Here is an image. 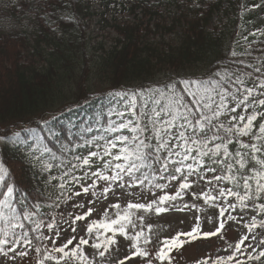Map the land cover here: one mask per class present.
Wrapping results in <instances>:
<instances>
[{"label":"snow or ice","instance_id":"obj_1","mask_svg":"<svg viewBox=\"0 0 264 264\" xmlns=\"http://www.w3.org/2000/svg\"><path fill=\"white\" fill-rule=\"evenodd\" d=\"M249 35L258 37L264 32L257 30ZM243 39L247 42L248 38ZM245 54L251 56L250 52ZM236 56L232 51L229 64L218 62L216 70L202 77L171 78L156 85L90 95L66 105L59 115H41L26 127L16 125L19 131L7 129L0 134V151L9 148L19 152L31 167L48 175L45 184L49 180L59 181L53 187H58L60 195L55 199L49 196L52 208L58 209L71 199L65 195L72 191L70 186L80 188L72 193L74 196L91 195L89 205L103 204L110 195L115 197L117 191L126 193L137 186L141 196L145 191L162 193L146 203L129 201L123 207L118 201L110 204L102 218L87 223L85 235L77 239L73 225L92 216L94 209L88 207L69 225L74 235L57 245V240L62 239V229L56 216L49 212L41 215L44 205L38 197H32L35 202L29 203L6 162L0 161V187L5 189L0 192V253L13 252L14 256L25 257L28 255L25 249H32L43 253L37 264H93L84 246H90L103 257L117 245V237H123L131 241L129 247L133 249L125 260L150 257L146 245L151 243V237L145 234L144 216L137 212L147 214L154 210L159 215L169 210L201 211L198 204L177 202L183 200L185 190H190L193 183L206 177L211 187L192 192L193 197L197 200L202 197L204 205L219 208L220 217L227 212L228 221H237V216L231 213L238 207L241 211L251 208L257 214L250 222L245 221L244 227L248 233L264 228V219H257L264 214V202H260L264 200V57L247 65L251 70H245L233 67L244 63L232 60ZM77 112L84 115L83 120ZM64 116L67 118L61 121ZM58 122L65 127H57ZM21 132L33 135L25 137ZM53 142L60 143L61 149L54 151L50 146ZM54 168L60 172L58 177L51 175ZM174 184L178 185L174 193L166 191ZM73 207L85 205L81 202ZM25 221L30 223L26 225ZM136 221L140 222L139 230ZM224 227L222 220L215 231H202L197 216L190 231L177 232L160 241L155 259L159 264H172L174 250L216 236ZM147 228L151 232L152 225ZM44 229L49 235H45ZM248 240L247 234L242 235L235 246L228 245L231 254L217 255L214 259L205 257L196 264L264 261L261 247L264 238L256 246L246 244ZM251 240L255 241L256 236ZM147 264H152V259Z\"/></svg>","mask_w":264,"mask_h":264},{"label":"trees","instance_id":"obj_2","mask_svg":"<svg viewBox=\"0 0 264 264\" xmlns=\"http://www.w3.org/2000/svg\"><path fill=\"white\" fill-rule=\"evenodd\" d=\"M225 1L176 2L172 5L175 8L169 7L172 24L166 26L161 24L163 20L157 6L148 3H133L128 8L124 0H36V11L29 18L33 23L30 30L0 24V134L7 129L19 131L16 125L26 127L29 122L38 121L41 115H59L66 105L90 95L156 85L171 78L202 77L210 70H216L218 62L229 64L232 51L237 53L232 60L244 62L233 67L251 70L247 65L264 57V43L259 42L264 41V35H249L251 32L247 29L254 23L255 16L240 12L245 0H229L226 6ZM257 2L264 4V0ZM113 6L132 13L140 9L143 16L135 13V19L131 21L117 17L111 20L107 16ZM222 10L226 21L219 26L214 14ZM96 11L100 16L99 25L118 34L110 45L103 42L90 45L84 20ZM148 14L150 18L145 20ZM156 17L158 20L152 28L150 21ZM256 25L264 28V22ZM179 26L181 28L176 30ZM158 30L173 34L168 40L162 35L152 39L150 35L154 36ZM240 32L248 39L245 45L238 47L236 42ZM249 44L252 46L248 47ZM98 82H105L108 89H97ZM88 111L93 109L88 108ZM77 114L84 119L82 113ZM66 118L60 117V120ZM57 127L65 126L58 122ZM21 135L27 137L33 133L21 132ZM64 135H67L66 131ZM73 138L67 136V139ZM50 146L54 151L61 149L60 143L53 142ZM0 161L6 162L28 202L34 203L32 197H38L44 205L40 209L41 215L49 212L58 220L61 216L59 208H52L51 204L52 199L60 195L58 187H53L59 181L49 180L45 184L48 175L31 167L12 149L3 148ZM51 175L58 177L60 172L54 168ZM70 187L72 191L75 189V186ZM3 191L5 189L0 187V192ZM257 219H264V214ZM257 264H264V261Z\"/></svg>","mask_w":264,"mask_h":264},{"label":"rangeland","instance_id":"obj_3","mask_svg":"<svg viewBox=\"0 0 264 264\" xmlns=\"http://www.w3.org/2000/svg\"><path fill=\"white\" fill-rule=\"evenodd\" d=\"M127 3L128 8H130L133 3L143 2L145 4L148 3V5H156L158 13H160L161 24L170 26L172 24V19L169 17L170 13L172 15V12L169 11V7L172 6L176 2H183L185 0H124ZM257 0H245L243 3L240 12H244L247 15H254V23L249 26L247 30H249L251 33L256 32L257 30H260V32H264V28L262 26L256 25V23L264 22V4L256 3ZM14 3V4H13ZM229 3V0H226L224 2V5L226 6ZM13 4V7H12ZM255 5H260L259 7H255ZM12 7V8H11ZM37 8V2L36 0H0V24L6 25V27L9 28H15L19 30H30L32 27V22L29 21V18L35 13ZM172 8H175L172 6ZM98 11L94 12L93 15L87 16L84 20L85 25L87 26L88 30V39L90 41V45L94 46L97 45L98 42H103L106 45H110L113 42L114 37L118 36V34L105 27L106 29H103L99 25L100 16L97 14ZM135 13L139 14L140 17L142 14V11L140 9H137L136 12L132 13L131 11H124L122 10V7L113 6L110 10V13H108V18L113 20V17L117 18H126L128 20H134L135 19ZM14 17H13V16ZM216 24H219V26H222L223 23L226 21V17L224 15V11H220L219 13L214 14ZM150 15L144 17L145 20L149 19ZM156 20L158 18L152 19L150 21V26L154 28V24L156 23ZM103 26V25H102ZM181 27H177L176 30H179ZM166 30H158V33L152 36V39H156L160 37L161 35L168 38L173 33H165ZM243 33H239V38L236 42V45L242 46L246 44V41L243 39ZM22 54H25L24 52ZM102 86V87H101ZM102 90H107L108 85L104 83L98 82V88ZM210 175V174H209ZM193 179V178H190ZM208 177H206L204 180H200L198 183H193V186L190 190H185V195L183 197L182 201H178L177 203L183 204V203H195L202 207L201 211H197L196 209L191 210H184V211H178V210H169L168 212L161 213L157 215L154 210L145 214L143 212H137V215H143L144 221H143V227L145 230V234L149 235L151 237V243L146 245L147 250L150 252V257L140 258V257H132L130 260H125L126 256L131 255V249L129 247L131 241H126L123 237H117V245H114L108 252L105 253L103 257H100L98 255V252L96 250H93L90 248V246H84L85 252L89 254L90 259L93 261V264H120L121 260H124V264H147L148 259H152V264H159V261L155 259V253L158 251L160 247V241L163 238H170L174 236L177 232H187L190 231L193 225L196 223V217H200V224L202 227V231H215L216 227L219 226V223L223 220L225 221V227L222 229L221 233L217 234L213 237L208 238H201L198 240H195L191 243H186L181 249L174 250L172 252L173 261L172 264H196L198 260H201L205 257H211L214 259L217 255L221 256H227L231 254L232 249L228 248V245L235 246L236 242L241 238L242 235L247 234L249 236V240L245 243H252L253 246H256V244L264 238V228H257L252 233H248L247 229L244 227V222L251 220V217L253 215H256L257 213L249 209H244L241 211V209L238 207L236 211L232 212V215L237 216V221H228L227 216L228 213H225L224 217L219 216V208L210 207L204 205L203 198L196 199L191 195L192 192H202L207 191L211 185L207 183ZM178 188V185H171L166 191L169 193H174L176 189ZM77 191H80V188L78 187ZM76 192V191H75ZM155 194L148 193L145 191V194L143 196L140 195L141 189L137 187H133L130 189H127V192H120L117 191V194L115 197H112L111 195L109 198L103 203V204H93L89 205L87 203L88 200H91V195H85L82 194L81 196L77 197L73 194H70L68 196H71L70 200H67L66 203H62L60 206V209L62 210L63 216H61L60 220L58 219V225L62 229V239L57 240V245L62 244L66 242L67 239L71 238L74 233L71 231V225L72 220L77 215H83L84 212L87 211L88 207H93L94 211L91 217L86 218L85 221H77L74 227H76L77 232L75 235L77 236V239L79 236H83L86 233V227L87 223L91 222V220H97L102 218L104 209L107 208L110 204L116 203L117 201L121 204V206H126V204L129 201L132 202H148L152 199H155L156 196L162 194L156 190H153ZM230 200L232 198H229ZM84 203L85 207H73V205H76L78 203ZM111 209H109V212L111 213ZM231 211V210H230ZM71 214V215H70ZM241 216H243V219H241ZM210 218V219H209ZM258 218V216H257ZM62 221H66L67 223H64ZM137 222V229L139 230L140 222ZM151 224L152 229L151 232L148 231L147 225ZM129 231H132L129 229ZM48 233V232H47ZM49 235V233H48ZM255 235L256 240L252 241L251 237ZM75 243V241H74ZM91 243V241H90ZM51 245L49 244V248ZM71 247V246H70ZM261 247H264L262 245ZM227 249V251H225ZM28 251V255L25 257H20L19 255H15L13 252H7V255L4 253H0V264H37V261L42 258V256H39L37 253L33 252L32 249H25ZM103 250V249H101ZM260 248H257V251H259ZM7 251V249H5ZM19 251V249H17ZM248 251H251V249H248ZM239 258V257H238ZM46 264H49V262H46ZM167 264V262H165ZM251 264H257V262H251Z\"/></svg>","mask_w":264,"mask_h":264}]
</instances>
